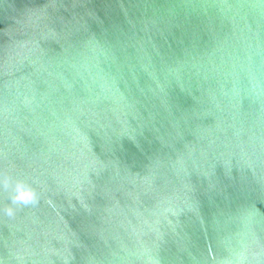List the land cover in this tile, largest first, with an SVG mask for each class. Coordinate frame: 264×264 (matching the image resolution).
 <instances>
[{"label":"water","instance_id":"1","mask_svg":"<svg viewBox=\"0 0 264 264\" xmlns=\"http://www.w3.org/2000/svg\"><path fill=\"white\" fill-rule=\"evenodd\" d=\"M0 264H264V0H0Z\"/></svg>","mask_w":264,"mask_h":264},{"label":"clouds","instance_id":"2","mask_svg":"<svg viewBox=\"0 0 264 264\" xmlns=\"http://www.w3.org/2000/svg\"><path fill=\"white\" fill-rule=\"evenodd\" d=\"M2 186L6 189H11L9 195L11 205L28 207L38 202V194L36 191L31 187V185L27 184L23 180H18L15 184H11L10 181H4ZM4 211L9 217H11L14 215L15 209L8 206L4 209Z\"/></svg>","mask_w":264,"mask_h":264}]
</instances>
